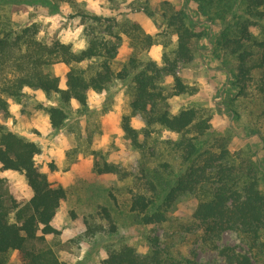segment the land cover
<instances>
[{
    "label": "rangeland",
    "instance_id": "1",
    "mask_svg": "<svg viewBox=\"0 0 264 264\" xmlns=\"http://www.w3.org/2000/svg\"><path fill=\"white\" fill-rule=\"evenodd\" d=\"M75 1V6L59 0H52L51 5L41 4L38 0H0V4L13 24H36L40 40L71 44L75 51L87 46L88 34L111 41L118 36V54L112 62L115 72H121L128 66L134 53L141 60L149 59L161 64L165 43L176 40L168 28L166 17L185 9L194 19V29L204 36L194 42V61L181 66L178 74L185 84L197 91L193 95L169 98V110L176 114L184 108L195 107L201 115L209 117L211 129L202 137L205 147L217 150L218 141H223L232 153L240 155V162L255 163L260 168L257 174L264 194V64L253 70L246 93L240 95L234 84L237 58L225 51H215V35L222 25L201 17L194 1ZM78 13L97 15L102 22L95 23ZM134 24L154 37L156 44L148 49L141 45L133 48L131 33L136 34ZM251 31L261 39L259 27ZM262 61L264 63L263 53L255 50L248 64L257 65ZM48 70L59 78L60 87L64 89L69 67L58 63ZM162 85L170 93L173 80L167 78ZM133 99L132 78L116 79L104 92H91L86 107L74 101L66 107L67 119L59 130L52 128L47 112L48 108L60 105L58 97H47L40 90L25 88L21 98L9 99L8 114L0 112V122L6 130L41 146L42 153L37 157V163L53 186L69 190L68 200L61 204L52 223L59 234L47 236L45 243L38 246L53 248L65 264H99L106 257L108 245L127 243L141 257H147L152 254L151 240L157 239L161 264H227L220 254L223 248L247 253L254 264H264V247L251 248L239 232L228 231L215 242L203 240L202 230L192 217L201 194L179 196L168 210L167 221L162 224L145 226L125 222L113 235L100 230L95 235L87 234L85 220L91 222L89 214L97 213L99 206L112 202L110 193L121 203L128 202L131 197L132 178L122 179L110 174L99 176L95 172L96 163L116 165L132 173L134 178H144L150 170L157 169L165 177L174 179L188 169V164L169 143L177 141L178 135L157 126L151 130L150 138L145 137V120L141 114L132 111ZM125 116H131L132 127L141 132L140 141L145 145L143 151L136 149L126 137L122 129ZM163 164L170 166L167 171L162 168ZM0 179L4 180L2 191L8 207L12 208L10 197L21 204L29 201L32 191L22 174L0 171ZM10 217L13 221L12 209ZM95 220L106 226L105 221L96 215ZM261 241L264 242V234ZM8 264H20L17 253L10 255Z\"/></svg>",
    "mask_w": 264,
    "mask_h": 264
},
{
    "label": "trees",
    "instance_id": "2",
    "mask_svg": "<svg viewBox=\"0 0 264 264\" xmlns=\"http://www.w3.org/2000/svg\"><path fill=\"white\" fill-rule=\"evenodd\" d=\"M51 5L52 0H38ZM68 1L73 6L75 0ZM197 4L198 14L206 20L220 22L221 30L215 35V51H225L237 58L234 84L240 95H244L253 70L263 66L249 65L254 51L263 53L264 60V0H191ZM0 4V112L9 113V99H19L25 88L40 90L47 97L57 96L60 105L47 109L53 129H61L67 119L66 107L77 102L86 107L91 92L102 93L114 80L132 78L134 99L131 108L144 117L146 128L143 134L150 138L152 129L159 127L179 136L173 145L188 169L174 179L165 177L157 169L150 170L144 178L116 165L95 164L99 176L115 175L122 179L132 178L130 200L121 203L110 193L112 202L99 206V211L89 214L91 223L85 220L88 235L100 230L116 234L125 222L136 225H157L167 221L169 208L184 194H201V199L192 215L202 238L206 242L219 240L228 231L239 232L251 248L264 247V194L260 190L255 163L240 162V155L232 153L227 144L218 141V148L205 147L202 137L211 129L210 118L204 117L195 107H188L173 114L168 100L172 96L193 95L197 89L185 84L178 70L194 61V42L204 36L197 32L194 19L185 9L167 16V25L175 42H167L162 53V62L138 58L136 53L121 72H115L112 62L117 57L119 37L114 41L90 36L87 46L75 51L71 44L60 41L44 42L38 37L36 24L15 25ZM95 23L102 22L97 15L78 13ZM263 24V25H261ZM259 27L262 37L257 39L252 28ZM132 47L148 49L155 45L154 37L146 34L138 24L133 25ZM134 52V51H133ZM141 52V51H138ZM58 63L69 67L66 87L48 68ZM87 64L86 67H82ZM171 78L170 93L162 82ZM122 129L131 144L143 151L141 132L131 125V116H125ZM42 153L41 146L12 131L0 122V171H15L25 177L32 191L28 202L18 203L10 197L8 207L2 191L4 180L0 179V264H8L10 255L17 253L20 264H65L51 247H39L46 237L58 235L53 226L57 212L69 198V190L53 186L37 163ZM166 171L168 164L161 165ZM14 211L11 221L10 210ZM95 215L105 221L106 226L95 220ZM75 217V215L73 214ZM152 254L141 257L127 243L108 245L106 257L99 264H161L160 245L152 239ZM219 250L218 247H214ZM227 264H254L250 255L230 248L220 250Z\"/></svg>",
    "mask_w": 264,
    "mask_h": 264
}]
</instances>
